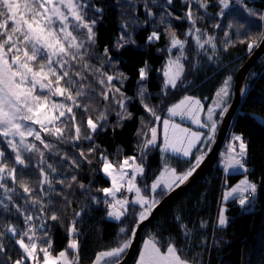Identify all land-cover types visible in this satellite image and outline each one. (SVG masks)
Wrapping results in <instances>:
<instances>
[{
	"label": "trees",
	"instance_id": "1",
	"mask_svg": "<svg viewBox=\"0 0 264 264\" xmlns=\"http://www.w3.org/2000/svg\"><path fill=\"white\" fill-rule=\"evenodd\" d=\"M145 3L151 8L153 15L148 14ZM243 3L250 9L264 12V0H243ZM89 4L103 9L102 13H96L99 16L94 29L96 43L89 48V55L86 58L91 69L84 72L87 79L83 83L90 85V89L88 96L82 98V103H89L90 106L87 113L82 109H74V111L83 135L89 134L86 127L87 116L90 115L96 120L101 112L106 111L107 120L101 122V127L95 133H91L92 140L82 138L79 141H59L42 133L46 136V140L54 145L51 152L44 149L46 163L41 165L54 182V191L47 185L44 186L50 193L48 196L39 192L40 176L36 167L39 160L35 154L25 153V157L29 160L28 168L16 165L18 179H23L36 188L34 194L40 195L46 203L51 200L52 204L48 206L47 211L51 214L55 210L59 216L58 221H48V232L53 241L54 254L65 248L69 242L70 222L73 219L77 220L81 241L80 264H93L94 257L99 251L114 247L116 241L121 238L123 234L119 232L120 227L124 226L129 230L133 227V221L128 218H124L121 222L110 220L106 216V207L91 200L92 196L103 200L102 192L97 189L111 185L110 179L101 171L100 154L103 153L113 161L122 160L124 157L137 158L135 151L143 146L144 133L152 126H156L159 132L162 131V120L168 107L179 102L184 95L197 97L202 101L207 100L205 108L210 107L216 99L215 93L231 76L229 106L233 99L237 71L252 52L248 51L247 44L236 43L226 47L224 34L226 25L232 23L235 26L238 22L254 20L252 28L255 34H258L260 26L259 20L249 17L243 6L236 4L235 0L229 9H223L225 13L223 18L219 16L222 6L219 5L218 0H208L207 9L200 8L196 0H192L190 6L197 18L195 25H192L185 16L189 5L183 0H173L171 5H166V0H156L155 3L153 0H89ZM168 12L172 15H168ZM92 14L90 11L89 15ZM216 23H220L221 27L215 28ZM195 28L201 29L202 38L208 35L215 36L217 43L215 51L209 45L200 49L196 44L195 32L191 36L187 35L189 30ZM153 31L159 33L160 38L148 43L147 38ZM229 31L231 32L229 39H236V28ZM172 33H175L179 39L187 41L183 49L186 59L182 60L186 73L178 83L177 89L170 87L165 89L163 71L167 61L181 54V49L171 47ZM122 36L124 41L120 39ZM118 42H123L124 46L117 47ZM105 49L108 52L107 56ZM101 66L109 75L123 74L125 77L113 80L112 85L119 88L128 98L126 107L127 112L131 113L130 119H121L117 116V112L121 111L116 103V99L120 98L119 93H109L107 100L101 95L105 88L98 83V73L95 71ZM77 68L84 71L80 66ZM141 68H146L148 72V78L144 81L139 77ZM141 84L146 87L143 97L139 94ZM145 103L153 107L161 116L160 122L155 121L154 117L145 110L143 107ZM261 118L264 120V57L248 76L246 96L233 125V131L241 134L249 144L247 157L250 167L249 176L258 184V197L245 208H242L237 201H228L226 213L229 224L225 228H220L217 214L223 204L222 194L225 185V174L220 159L204 180L161 215L156 223L149 226L144 237L155 235L162 243L170 238L195 264H264V121L260 120ZM70 134H74V130L71 129L69 121L65 136ZM159 141L160 143L151 146L143 157L137 158V161L145 166V173L139 179V185L145 195H148L145 185L150 186L160 176L165 165L176 168L178 172L187 167L184 160L172 158L160 151L161 136ZM36 143L43 148L39 142ZM0 147H6L2 138H0ZM91 147L96 151L89 154L88 149ZM198 148L201 151L208 149L201 145ZM7 151L11 158V151ZM81 151L85 153L87 159L80 155ZM193 154L199 155L197 150ZM73 160L79 164L78 168L72 164ZM12 162L10 159L9 163ZM47 164L53 165L56 172L47 168ZM73 175L77 178L76 182L68 188L66 185L71 183ZM59 180H64L65 184L57 183ZM7 183L15 186L11 181ZM80 184H84L85 188H80ZM119 195L121 194L118 193ZM26 196L27 194L17 186V193L13 194L15 203L21 208L30 210L34 216L40 215L38 211L32 210L30 203H25ZM64 196H67L70 203L64 201ZM255 199L258 201L257 204ZM81 209H84V212L81 216L75 217V212H80ZM176 216L182 217L186 228L179 226L180 221H175ZM202 221L207 227H200ZM0 222L5 224L11 222L18 227H26L23 217L11 206L8 212L0 207ZM185 230L189 232L188 236L183 234ZM3 243L8 250L0 254V261L10 264L6 258L11 257L13 260L18 258L19 249L11 242L10 236L5 237ZM137 262L136 259L133 264Z\"/></svg>",
	"mask_w": 264,
	"mask_h": 264
},
{
	"label": "snow or ice",
	"instance_id": "2",
	"mask_svg": "<svg viewBox=\"0 0 264 264\" xmlns=\"http://www.w3.org/2000/svg\"><path fill=\"white\" fill-rule=\"evenodd\" d=\"M155 2L156 0H153V3ZM183 2L189 5L185 13L187 20L195 25L197 18L190 6L192 0H183ZM172 3L173 0H166V5ZM196 3L200 8H208V0H196ZM218 3L222 6L219 16L223 18L225 15L223 9H229L233 5V0H218ZM235 3L242 5L249 17L259 20V32L258 34L253 32L254 20L238 22L235 26L229 23L224 33L226 47H231L236 43L247 44L248 51L252 52L254 48L264 43V12L248 8L243 0H235ZM145 9L149 15H153L147 3H145ZM90 11L93 13L91 16ZM102 12V8L90 6L89 0H0V138L6 145V147H0V190H3L5 197V200H0V207L5 212L10 211V206L15 208L16 213L23 217V223L26 225L21 228L11 222L6 224L0 222V254L7 252L8 249L3 239L9 236L11 242L18 246L20 253L14 260L11 257L6 258L10 264H80V230L77 227V220L73 219L70 222L68 230L70 241L64 249L54 254L53 241L48 232V221H58L59 216L55 210L51 214L47 211L48 206L52 204L51 200L46 203L40 195L34 194L36 188L25 180L18 179L16 165L28 168L29 160L25 157V153L35 154L39 160L36 165L40 176L39 192L48 196L50 193L45 190L44 186L47 185L54 191V182L41 165L46 163L44 149L51 152L54 145L46 140V136L54 137L59 141H79L82 138L92 140L91 133H95L101 127V122L107 120L106 111L101 112L96 120H93L90 115L87 116L86 127L89 134L83 135L74 111V109H82L87 113L90 106L89 103H82V98L88 96V89H90V85L83 83L87 79L84 72L91 69L86 58L89 55V48L96 43L94 29L99 19L96 13ZM168 15L172 13L168 12ZM176 18L179 19V17ZM214 27L220 28L221 25L216 23ZM234 27L237 35L236 39L232 40L229 39L231 36L229 30ZM194 32L196 44L200 49L209 45L213 51L216 50L215 36L208 35L202 38L199 28L189 30L187 35L191 36ZM159 38V33L153 31L148 36L147 42L152 43ZM120 39L124 41L123 36ZM186 43V40L179 39L175 33L171 34V47L181 49V54L167 61L163 71L165 89L169 87L177 89L178 82L184 78L185 65L182 60L186 59L183 52ZM123 46V42H118L117 47ZM107 55L108 52L105 49V56ZM109 62H111L110 57ZM77 66L84 71L78 70ZM95 71L98 73V83L104 85L105 88L101 92L103 98L107 100L109 93H119L120 98L116 99V103L121 111L117 112V116L121 119H130L131 113L127 112L126 107L128 98L119 88L112 85L113 80L125 78L123 74L109 75L102 70V66ZM139 77L141 81L148 78L146 68L139 70ZM231 80L232 77L229 76L224 81L223 87L215 93L216 99L206 110V121L201 119V114L205 109L199 98L184 95L178 103L167 108L169 118L162 120L163 151H171L188 158L185 161L187 167L178 172L176 168L165 165L160 176L150 186L145 185L148 195H145L137 184V176L144 175L145 167L143 163L137 162L135 156L113 161L103 153L100 154L101 171L110 178L111 185L97 189L102 192L103 200L95 196H92L91 200L96 204L102 203L106 207L108 218L115 221H122L124 218L131 219L133 227L131 230L124 226L120 227L119 232L123 234L121 238L116 241L114 247L99 251L94 257L93 264H121L123 255L131 246L132 237L136 235V229L140 223L149 219L160 203L157 190L159 189V197L163 198L188 182L200 168L208 149L201 151L197 145L211 144L215 140L218 129L217 110L219 109L221 114L229 111ZM145 91L146 87L141 84L139 93L141 97L144 96ZM143 107L154 117L155 121H161V116L153 107L146 103ZM172 117L190 119L201 129H208V132L193 131L191 128L183 127ZM69 121L74 134L65 136ZM144 137L143 146L140 149L142 157L151 146L157 144V127H150L148 132L144 133ZM36 142H39L43 148L39 147ZM193 149H196L199 155L194 156ZM7 150L11 151V158ZM95 151L94 147L88 149L89 154ZM80 155L87 159L83 151ZM248 155L249 144L244 137L239 134L233 135L224 156L225 172L229 169L249 172L246 166ZM10 159L12 163H9ZM72 164L79 167L75 160ZM47 168L56 172V168L51 164H47ZM129 170L132 172L131 176H129ZM76 179L73 175L71 183H68L66 187L71 188ZM7 181H11L15 186H10ZM57 183L65 184V181L59 180ZM17 186L27 194L24 198L25 203H30L32 210L38 211L40 215L34 216L30 210L21 208L15 203L13 194L17 193ZM79 187L83 189L85 185L80 184ZM125 192L134 193V199L130 200L127 195L123 194ZM257 192V184L245 177L230 190L224 191L222 199L223 201L229 199L238 201L239 205L245 208L253 202ZM118 193L121 195L118 196ZM246 193L253 194V199H250ZM63 199L66 203H70L67 196ZM83 212L84 209L75 212V217L81 216ZM226 212V208L218 209L217 219L220 228H225L229 224ZM175 221H180L179 226L186 228L181 216H176ZM200 227H207V224L202 221ZM183 234L188 236L189 232L185 230ZM0 264H6V262L0 261ZM138 264H195V262L184 255L170 238L162 243L153 235L144 241Z\"/></svg>",
	"mask_w": 264,
	"mask_h": 264
},
{
	"label": "water",
	"instance_id": "3",
	"mask_svg": "<svg viewBox=\"0 0 264 264\" xmlns=\"http://www.w3.org/2000/svg\"><path fill=\"white\" fill-rule=\"evenodd\" d=\"M262 57H264V43H261L258 48L253 49L252 53L247 57L246 62L237 71L234 82V96L229 104V111L223 115L224 117L219 125L215 137L216 139L208 153L205 155V159L200 168L197 169L188 182L162 198L149 219L140 223L139 227L136 229V235L132 237V243L127 254L121 260V264H133L136 262L137 256L141 251V245L145 239L144 234L149 226L156 223L161 215L175 206L182 197L188 194L189 190L197 186L200 181L204 180L211 170L218 164L221 152L225 147L230 133L233 131L234 122L238 117L242 103L245 99L248 76Z\"/></svg>",
	"mask_w": 264,
	"mask_h": 264
},
{
	"label": "rangeland",
	"instance_id": "4",
	"mask_svg": "<svg viewBox=\"0 0 264 264\" xmlns=\"http://www.w3.org/2000/svg\"><path fill=\"white\" fill-rule=\"evenodd\" d=\"M185 71H186V68H185ZM186 73V72H185ZM185 73H184V76H185ZM179 83V82H178ZM234 93V92H233ZM232 93V94H233ZM233 96H234V94L232 95V98H233ZM197 98V97H196ZM201 100V99H200ZM207 101V100H206ZM206 101H202L201 100V102H202V104L204 105V109H205V111L204 112H202V114H201V119H202V121H206L207 120V112H206V110H207V108H209V107H206L205 108V104H206ZM178 103V102H177ZM212 106V104L210 105V107ZM171 107V106H170ZM224 114H221L220 113V110L218 109L217 110V114H216V116H217V120H218V128H219V125H220V123H221V121H222V119H223V116ZM167 118H169V114H168V112L166 111V115L164 116V118L163 119H167ZM172 119H174L175 120V122L176 123H178V124H181L183 127H188V128H191L193 131H202V132H204V133H207L208 132V129H206V128H204V129H201L197 124H195V123H193L190 119H187V118H184V119H181L180 117H172ZM260 120H262V121H264L262 118L260 119ZM36 127H38V126H36ZM161 132H159L158 131V140H157V144L156 145H158L159 143H160V141H159V139H160V136H161V140H162V147H160V151H162L164 154H168L170 157H172V158H178L179 160H184V161H186V159H188V158H184V157H182V156H180V155H178V154H175V153H172L171 151H168V152H165V151H163V125L161 126ZM235 134H238V133H236V132H234V131H232L231 133H230V136H229V138L231 139V137L233 136V135H235ZM239 135H241V134H239ZM215 141V140H214ZM214 141L211 143V144H205V143H201V144H199V145H197V147H199L200 145H201V147H203V148H205V147H208V149L210 150V148H211V146L213 145V143H214ZM238 143V142H237ZM156 145H154V146H156ZM227 147V146H226ZM208 150V151H209ZM196 151V149H193V153ZM226 149H224V151L222 152V154L220 155V158L219 159H221L220 160V162L223 164V170H224V156H225V153H226ZM208 153V152H207ZM206 153V154H207ZM205 154V155H206ZM137 159V158H136ZM138 162V161H137ZM246 166L249 168V172H250V167H249V165H248V158H247V161H246ZM145 167V166H144ZM162 172H163V170H162ZM249 172H247V173H245V172H243L242 170H240V169H229L227 172H225V170H224V181H225V185H224V188H223V192L224 191H226V190H230L231 189V187H234L237 183H239V181L241 180V179H244L245 177H247L248 179H250V176H249ZM132 175V172L129 170V176H131ZM140 177L141 176H137V184H138V186H140L139 185V179H140ZM109 178V177H108ZM110 179V178H109ZM251 180V179H250ZM252 182H255L254 180H251ZM256 183V182H255ZM257 184V183H256ZM258 185V184H257ZM1 192H2V196L0 195V200H5V197L3 196V190H0ZM0 192V193H1ZM158 193H159V189L157 190V198L158 199H160V197H159V195H158ZM134 194V193H133ZM135 195V194H134ZM246 195H248L249 196V198L250 199H252L253 198V194H251V193H246ZM258 195H259V190H258V192L255 194V197L254 198H256V197H258ZM161 200V199H160ZM228 201H231V199H229ZM228 201H223V199H222V202H223V204L221 205V208H226L227 209V203H228ZM238 202V201H237ZM252 204V203H251ZM250 204V205H251ZM250 205H248V206H250ZM248 206H246V207H248ZM131 207V206H130ZM226 215H227V213H226ZM110 219V218H109ZM110 220H113L114 221V219H110ZM39 221H37V223H38ZM118 222H121V221H118ZM149 238V236H147L146 237V239H144V241H146L147 239ZM69 241H70V235H69ZM144 241H143V244H144ZM80 244H81V241H80ZM143 244H142V247H141V249L143 250ZM141 250V251H142ZM128 251V250H127ZM126 251V252H127ZM141 251H140V253H141ZM140 253H139V255H140ZM70 255H71V251H70V253H69ZM126 255V253L124 254V256ZM139 255H138V257H137V260H139ZM136 264H138V262L136 263Z\"/></svg>",
	"mask_w": 264,
	"mask_h": 264
},
{
	"label": "built area",
	"instance_id": "5",
	"mask_svg": "<svg viewBox=\"0 0 264 264\" xmlns=\"http://www.w3.org/2000/svg\"><path fill=\"white\" fill-rule=\"evenodd\" d=\"M141 149V148H140ZM136 152V154L138 155V157L137 158H141V153H140V150H136L135 151ZM124 195H127L128 196V198L131 200V199H133L134 198V196H132V194H128V193H123ZM120 196V195H119ZM255 201H256V204L258 203V201L255 199Z\"/></svg>",
	"mask_w": 264,
	"mask_h": 264
},
{
	"label": "clouds",
	"instance_id": "6",
	"mask_svg": "<svg viewBox=\"0 0 264 264\" xmlns=\"http://www.w3.org/2000/svg\"><path fill=\"white\" fill-rule=\"evenodd\" d=\"M230 136V135H229ZM230 142H231V139L228 137V140H227V142H226V144H225V147L223 148V151H224V149H226V150H228V146H229V144H230ZM227 146V147H226ZM222 151V152H223ZM222 152H221V154H222ZM219 163V162H218Z\"/></svg>",
	"mask_w": 264,
	"mask_h": 264
}]
</instances>
